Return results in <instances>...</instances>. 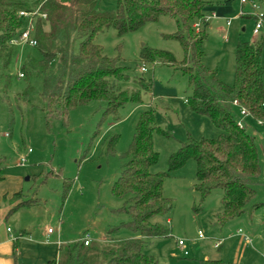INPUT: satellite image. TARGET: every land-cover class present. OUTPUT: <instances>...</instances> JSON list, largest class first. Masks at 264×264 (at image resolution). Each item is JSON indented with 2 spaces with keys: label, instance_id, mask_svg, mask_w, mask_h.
I'll return each mask as SVG.
<instances>
[{
  "label": "rangeland",
  "instance_id": "374dc122",
  "mask_svg": "<svg viewBox=\"0 0 264 264\" xmlns=\"http://www.w3.org/2000/svg\"><path fill=\"white\" fill-rule=\"evenodd\" d=\"M256 1L258 10L264 11V1ZM101 2L103 8H116V0ZM203 2L204 16L215 13L217 17L208 19L202 62L208 69L217 70L222 81L233 84L237 44L259 39L253 34L254 18L250 17L254 10L247 4L241 16L240 0L231 4L225 0ZM230 17L231 24L226 26L225 20ZM23 27L27 30L29 21ZM178 29L175 18L162 15L122 37L109 28L95 38L107 56L127 69L129 80L120 85L141 93V103L129 102L116 114H104L105 104L94 100L73 108L66 118L48 117L40 79L32 80L33 89L26 103L16 100V94L25 90L23 80L13 85L8 100L0 94V155L5 160L0 200L18 190L38 199V205L23 211L37 229L38 234L33 232L37 241L68 243L88 234L92 241L105 243L107 231L128 220L127 215L116 213L123 200L113 194L112 187L127 160L134 124L143 111L152 109L157 125L169 133L154 134V148L160 156L159 163L152 168L154 172L167 171L170 155L189 137L201 140L217 138L222 133L208 117L194 113L186 103L192 93L186 73L163 63L159 57L142 59L145 47L170 52L181 61L182 43L171 37ZM18 46L20 67L30 47ZM141 67L146 71L142 72ZM148 83L151 85L145 87ZM236 113L238 120L246 124V130L256 137L259 156L260 173L254 179L256 195L249 205L251 209L264 202V123L249 115L240 116L239 109ZM116 134L115 148L108 150V141ZM29 149L31 152L27 153ZM25 155V163L19 164L18 160ZM195 185L193 159L166 179L164 192L172 209L154 220L168 226L171 234L165 238H145L144 251L155 256L160 264H204L206 259H218L224 264H264V206L219 225L215 215L222 209L221 190L215 189L202 199ZM200 230L204 238L199 237ZM132 236L124 227L115 234L119 238ZM245 236L251 241H246ZM179 240L184 241L185 249L178 244ZM217 240H221L220 247L215 246ZM50 248L47 252L52 251L53 247Z\"/></svg>",
  "mask_w": 264,
  "mask_h": 264
},
{
  "label": "trees",
  "instance_id": "16d2710c",
  "mask_svg": "<svg viewBox=\"0 0 264 264\" xmlns=\"http://www.w3.org/2000/svg\"><path fill=\"white\" fill-rule=\"evenodd\" d=\"M101 1L0 0V94L8 100L13 85L23 80L25 90L16 94V100L26 103L33 89L32 80L40 79L48 117L66 118L73 108L94 100L105 104L104 114H116L129 102L141 103V93L120 85L129 80L127 69L107 56L95 38L109 28L122 37L162 15L177 20L179 29L171 37L182 43L184 58L178 61L170 52L144 47L142 59L159 57L163 63L186 73L192 89L186 103L194 113L208 117L222 133L217 138L201 140L189 137L170 155L168 170L154 172L152 168L160 160L154 148V134L169 133L157 125L152 109L143 111L134 124L127 160L112 187L113 194L123 200L116 213L127 215L128 220L109 229L105 243L92 241L85 245L80 238L62 244L58 260L48 262L160 264L155 256L144 251L145 238L170 236L171 229L154 218L171 211V200L164 192L165 181L190 159L196 164L195 189L201 198L215 189L222 192V209L215 215L219 225L264 206V202H259L249 209L256 195L254 179L260 173V163L256 137L246 130V124L238 120L236 113V109L245 108L249 116L264 123V38L237 44L234 83L228 84L220 79L217 70L208 69L202 62L208 23L197 32L193 24L205 17L203 0H116L114 10L103 8ZM35 10L46 14V19L39 14L33 19L32 36L37 44L27 45L30 49L18 67L20 48L13 41L25 31L24 23L29 21L19 13ZM117 140L118 134L109 139L108 150L115 148ZM4 167L5 160L0 155V182ZM123 227L133 236L115 237ZM204 264L224 263L206 259Z\"/></svg>",
  "mask_w": 264,
  "mask_h": 264
},
{
  "label": "crops",
  "instance_id": "0c3cea01",
  "mask_svg": "<svg viewBox=\"0 0 264 264\" xmlns=\"http://www.w3.org/2000/svg\"><path fill=\"white\" fill-rule=\"evenodd\" d=\"M207 22L209 23V20ZM22 200L31 201L20 205ZM38 204L39 201L34 195L32 197L23 195L22 190L12 195L6 194L3 200H0V264H48L49 261L58 260L60 246L66 243L47 244L37 241L33 237V232L38 234L34 223L23 214L24 209H32ZM8 228H11V232ZM50 247H53L52 251L47 252Z\"/></svg>",
  "mask_w": 264,
  "mask_h": 264
},
{
  "label": "built area",
  "instance_id": "2783aa9c",
  "mask_svg": "<svg viewBox=\"0 0 264 264\" xmlns=\"http://www.w3.org/2000/svg\"><path fill=\"white\" fill-rule=\"evenodd\" d=\"M242 9L240 10V15L242 16L245 13V10L243 9L244 6H246L247 4H250L252 9L254 10V12L251 14L254 17V27H253V34L256 37H263L264 38V11L258 10L259 6H258V2L256 0H240ZM39 14L42 18L46 19V14H42L39 13L38 10L35 11H21L19 13L20 16L22 17H26L29 20V28L25 31H23V33L19 36L18 39L13 41V44L16 45H20V44H24V45H29L31 47L36 46L37 41L36 39L32 36V31H33V19L35 18V16ZM215 18L216 14L214 13L211 17H204L203 20H201L200 23L196 22V24L194 25V28L198 31L201 28L202 25V21L207 22L208 19L210 18ZM231 20L232 18H227L226 20V24L227 26H229L231 24ZM141 71L144 72L146 71L145 67H141ZM240 113L242 116H247L249 115V112L245 109V108H241L240 109ZM260 122V121H259ZM262 123V122H260ZM240 124V123H239ZM31 149L28 150L27 153H30ZM26 161V155L23 156L20 160H19V164L23 165ZM8 231L11 232V228H8ZM52 230H49V233H51ZM199 237L204 238V234L203 232L200 230L199 231ZM81 240L84 241L85 245H90V243L92 242L91 238L89 237L88 234L83 235ZM245 240L250 242L251 239L248 236H245ZM178 244L185 249V245H184V241L183 240H179ZM221 245V240H217L215 246L219 247ZM185 254H187V251H184Z\"/></svg>",
  "mask_w": 264,
  "mask_h": 264
}]
</instances>
